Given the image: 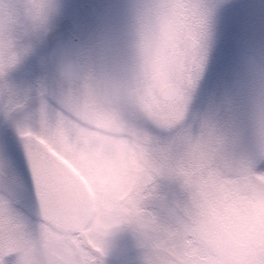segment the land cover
Here are the masks:
<instances>
[{"label": "rangeland", "instance_id": "obj_1", "mask_svg": "<svg viewBox=\"0 0 264 264\" xmlns=\"http://www.w3.org/2000/svg\"><path fill=\"white\" fill-rule=\"evenodd\" d=\"M67 2L0 0L1 38L9 37L2 29L12 24L17 30L14 39L22 38V42L13 47L17 49L13 60L7 58L8 62L0 56V127L7 125L17 135H31L46 142L57 156L67 159L63 163L66 166H82L80 178L86 186V200L81 194L78 201L69 198L59 180L53 182L43 174L49 172L50 166L35 154L20 157L19 170H25L26 184L8 183L9 193L21 199L16 206L5 202L0 192V241L21 249L16 254L18 264H103L107 242L135 245L137 232L129 222L130 218H135L139 221V230L155 242L161 257L174 258L179 253L190 264H220L216 259L219 255L225 264H238L240 258L258 244L264 245V172L256 171L260 167L256 159L224 156L219 165L214 166L212 152L203 145L191 144L186 159L176 164L177 157L167 144L154 147L137 143L134 150L124 152L123 148L115 147L114 142H94L101 139L98 135L109 138L112 126L105 123L99 128L81 106L55 91L52 93L58 97L62 110L54 119H49L46 113L35 123L30 116L18 117L21 106L14 100L18 91L6 89L8 83L14 85L20 73L15 75V69L14 72L4 71L2 66L16 62L25 64L21 59L27 58L26 54L39 55L34 39L40 32L43 49L46 44L43 36L54 18L48 6ZM180 2L186 7L170 25L169 80L187 83L196 79L200 84L208 79L207 62L203 59L197 67H201V72L188 77L193 61L184 59L176 41L182 30L186 28L187 34L195 22L211 23L219 0ZM226 2L235 4L237 0ZM6 5L14 7L6 8ZM22 20L27 24H22ZM104 54L106 56L105 51ZM177 64L184 65L185 76L174 75L177 71L173 68ZM81 138L85 140L83 145ZM213 142L222 145L223 138L216 136ZM1 166L9 167L11 172L18 170L0 156ZM157 178L167 181L179 178L185 188H197L207 218L202 250L178 249L167 235L168 228H163L154 219L155 213L146 207L145 202L151 198L145 189L152 187L151 181ZM21 189L25 191L23 196L19 193Z\"/></svg>", "mask_w": 264, "mask_h": 264}, {"label": "clouds", "instance_id": "obj_2", "mask_svg": "<svg viewBox=\"0 0 264 264\" xmlns=\"http://www.w3.org/2000/svg\"><path fill=\"white\" fill-rule=\"evenodd\" d=\"M119 3L118 12L110 17L107 25L97 26L86 34L79 49L65 57L47 53L41 74L22 72L18 76L15 101L21 106L18 117L30 116L35 123L46 113L49 119H54L62 109L52 95L53 81L59 79L65 66L93 61L103 49L106 66L113 77L110 85V91L115 93L113 102L122 110L135 114L142 124H147L140 112V98L145 94L140 65L165 47L169 26L176 22L186 5L180 0H119ZM226 7L225 0H219L212 17L211 30L217 42L229 26ZM21 23L27 24V21ZM176 43L182 46V35ZM133 44L144 52L135 60ZM228 97V111L218 113L214 125L193 119L174 131L156 133L153 146L167 144L177 157L176 164L186 159L191 144H199L214 154V166H218L224 156H249L264 168V31L240 32ZM216 136L223 138L222 145L213 142ZM156 183L177 194L169 201V207L177 216L189 223L207 222L197 188H185L179 178L171 181L157 178ZM150 189L151 186L145 191ZM145 205L155 213L163 228L175 225V218L156 201L148 200Z\"/></svg>", "mask_w": 264, "mask_h": 264}, {"label": "flooded vegetation", "instance_id": "obj_3", "mask_svg": "<svg viewBox=\"0 0 264 264\" xmlns=\"http://www.w3.org/2000/svg\"><path fill=\"white\" fill-rule=\"evenodd\" d=\"M217 5L219 6V2ZM226 5L225 11L228 16V10L233 4L226 2ZM184 9L185 7H183V10ZM105 19L99 21L98 26H106L108 19ZM207 24L208 26H206ZM207 24L202 25L200 22H195L194 25L190 27L191 30L187 34H185L184 31L186 28L182 30L183 44L182 46L180 45V54L184 59L188 58L193 61V67L191 70H188V77L195 76L201 72V67H197L198 64H201L202 60L205 59V62H207V64H205L207 66L205 72L207 71L206 74L208 75V79H206L205 82L201 83L200 81L199 84V81L196 79L188 80L187 83L169 80L170 60L168 58V53L170 47V26L165 47L150 56L145 64L140 65V71L145 83V94L140 98V112L146 116L156 118L158 121L157 127H163L162 132H159L161 134L184 127L193 119H201L205 123L214 125L217 114L228 111V88L232 76V69L229 71L226 80L216 71L217 41L213 39L211 30L212 22ZM50 25L51 27H55L54 18ZM16 31L14 26L2 29L3 34L6 33L9 37L0 39L1 58L4 56L6 59L13 60L12 58L16 57L17 49H13V47H15L18 42H22V38L19 40L14 39L15 37H13V35ZM92 31L93 30L76 29L70 33L78 39V46H80L82 38ZM201 36H203V38H201ZM187 37L193 38V40L198 43L197 47L192 51L188 50L185 44V39ZM34 41L39 46V55L33 54L32 56H28L26 54L25 57L29 58L31 61L34 58H39L42 71L43 65L46 62V45L43 46L44 48L42 49L40 32ZM131 47L133 49L132 55L134 60L137 55H144L143 50L138 49L136 44H133ZM27 58L22 57L21 59L22 62H26L25 64H19L17 62L13 65L6 64L2 66V70L12 71L15 69V75L28 72L26 71V67L30 62ZM8 59L7 61L9 62L10 60ZM105 60L106 56L104 50L101 49L96 54L95 60L79 64L80 74L76 79H72L69 82H64L61 78L54 80L51 91L60 92L63 97H68L72 102L81 106L87 114L92 116L99 128L101 127L102 129V125L105 123L113 127H109V131L111 132L109 138L106 139L101 133L102 135H98L101 136V139L94 140V142H114L116 143L115 145H117L115 147L123 148L124 152L134 150L137 143L142 145L149 144L152 146L156 133L147 132V129L144 128L140 119L135 114L122 110L113 102L115 93L110 91L113 77L106 66ZM0 61L2 60L0 59ZM183 66L184 65H175L173 70H176L177 73L175 72L174 75L180 76L183 74L185 76ZM171 84L179 86V93L175 100L166 102V100L159 97L158 92L165 86ZM7 86L6 90H11L12 92L17 91L16 82L14 85L8 83ZM9 91H7V93H9ZM52 95L54 96L53 93ZM16 97L17 96L14 97V100H16ZM54 98L56 100L58 99L56 96ZM116 117L123 120L126 126L119 125L115 121ZM10 131L19 146L20 157L26 158L35 154L38 159H41L42 162L50 166L49 172L43 174L46 175L48 179H52L53 182L59 180V182L64 185L65 192L69 198H72L73 201H78L79 194H81V198L86 200V186L83 181L81 182L80 178L82 177V166H77V164L76 167L66 166L63 163L67 161V159L57 156L55 150L52 147L48 148L46 142H41L31 135L20 136L17 135V133H13L11 129ZM80 141L81 145H83L82 141L85 142L82 138ZM163 144L165 143H161L160 145ZM0 156L4 157L3 154H0ZM74 168H76L75 171H73ZM41 169H43V167ZM9 170V167H0V192L4 196L5 202L16 206L20 203L19 200L21 199L14 198V196L9 193L7 186L8 183L20 186L26 184L25 170H19V167L16 171L11 172ZM49 174L51 177H48ZM19 193L23 196L25 191L21 189Z\"/></svg>", "mask_w": 264, "mask_h": 264}, {"label": "snow or ice", "instance_id": "obj_4", "mask_svg": "<svg viewBox=\"0 0 264 264\" xmlns=\"http://www.w3.org/2000/svg\"><path fill=\"white\" fill-rule=\"evenodd\" d=\"M201 5L197 4V7ZM54 13V36L63 40L76 29L94 30L98 22L115 15L119 0H69L67 3L50 4ZM229 26L217 42L216 71L226 80L237 55V39L241 31H264V0H237L228 10ZM51 44L45 47V51ZM32 75L41 74L39 58H34L26 67ZM0 154L14 166H20V149L9 127H0ZM256 171L264 172L259 167ZM147 193L161 208L169 211L175 218V225L167 229V235L178 249L202 250V234L205 224L185 222L169 207V201L177 194L170 189H163L155 180ZM154 219L157 220L155 217ZM129 222L137 232L135 245L122 246L111 241L106 244L103 264H190L181 254L172 257H161L156 250L155 242L139 230V221L130 218ZM21 249L7 241H0V264H18L17 255ZM216 259L225 264L219 255ZM30 264V262H29ZM238 264H264V245H257L247 255L240 258Z\"/></svg>", "mask_w": 264, "mask_h": 264}, {"label": "water", "instance_id": "obj_5", "mask_svg": "<svg viewBox=\"0 0 264 264\" xmlns=\"http://www.w3.org/2000/svg\"><path fill=\"white\" fill-rule=\"evenodd\" d=\"M53 33H54L53 31L48 33V38H49V41H50V44H51L49 53H51V47L53 46V44L56 45V46L62 45V46H68V47L73 44V41H72V39L70 38L69 35H67L63 40H57L56 41L55 38L52 37L53 36ZM69 39L72 42H70ZM191 41L192 40L190 38L187 39V43L189 45V48L190 49H193V48H195V44L191 43ZM70 43H72V44H70ZM60 51H61V48H58V53H60ZM66 70H67V68L65 66V68L61 72V74L64 75V71H66ZM176 93H177V87L172 86V87H169V88H166L165 90H163L161 92V96L163 98H166V99H169V100H173L175 98V96H176Z\"/></svg>", "mask_w": 264, "mask_h": 264}]
</instances>
